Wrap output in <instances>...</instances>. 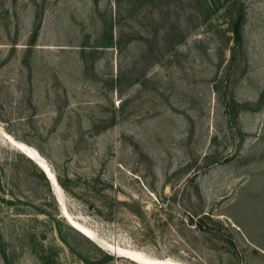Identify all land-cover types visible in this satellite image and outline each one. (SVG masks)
I'll use <instances>...</instances> for the list:
<instances>
[{
  "label": "rangeland",
  "instance_id": "374dc122",
  "mask_svg": "<svg viewBox=\"0 0 264 264\" xmlns=\"http://www.w3.org/2000/svg\"><path fill=\"white\" fill-rule=\"evenodd\" d=\"M65 210L156 258L264 264V0H0V264H138Z\"/></svg>",
  "mask_w": 264,
  "mask_h": 264
},
{
  "label": "bare ground",
  "instance_id": "6f19581e",
  "mask_svg": "<svg viewBox=\"0 0 264 264\" xmlns=\"http://www.w3.org/2000/svg\"><path fill=\"white\" fill-rule=\"evenodd\" d=\"M10 141L12 144L17 147L21 152L26 154L29 158L34 160L43 170L47 169L49 176L48 178L55 184V189L57 192V195H61L59 193V184L55 178V176L52 173L51 168L49 167L47 161L44 159V157L41 155V153L33 146L17 140L13 137H10ZM50 168V169H49ZM45 171V170H44ZM51 176V177H50ZM61 198V197H60ZM59 198V199H60ZM63 201V200H62ZM65 214L68 217V220L72 226H74L77 230H79L81 233H83L86 237L89 239L99 243L102 245L104 248L108 249L109 251L117 254V255H122L130 260L135 261L138 264H183L179 261L173 260L171 258H156L148 253L139 250V249H134L131 247H123L117 244H114L112 242H109L102 238L97 231L90 227L89 225L85 224L84 222L80 221L79 219L73 217L67 210H65Z\"/></svg>",
  "mask_w": 264,
  "mask_h": 264
},
{
  "label": "trees",
  "instance_id": "16d2710c",
  "mask_svg": "<svg viewBox=\"0 0 264 264\" xmlns=\"http://www.w3.org/2000/svg\"><path fill=\"white\" fill-rule=\"evenodd\" d=\"M245 21V12L244 8L238 14V17L233 22V32L235 34V40L237 44L243 43V26ZM61 183L68 189L67 185L63 182V179L60 177Z\"/></svg>",
  "mask_w": 264,
  "mask_h": 264
},
{
  "label": "water",
  "instance_id": "95a60500",
  "mask_svg": "<svg viewBox=\"0 0 264 264\" xmlns=\"http://www.w3.org/2000/svg\"><path fill=\"white\" fill-rule=\"evenodd\" d=\"M50 169V168H49ZM45 170V172H46V174H48V176H49V173H48V171H47V169H44ZM52 173H53V171H52ZM53 175L55 176V178H56V175L53 173ZM51 177V176H50ZM56 180H57V178H56ZM58 182V181H57Z\"/></svg>",
  "mask_w": 264,
  "mask_h": 264
}]
</instances>
